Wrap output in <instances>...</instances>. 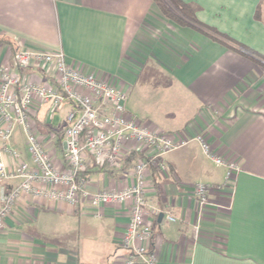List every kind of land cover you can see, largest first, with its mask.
Masks as SVG:
<instances>
[{"label": "crops", "instance_id": "0c3cea01", "mask_svg": "<svg viewBox=\"0 0 264 264\" xmlns=\"http://www.w3.org/2000/svg\"><path fill=\"white\" fill-rule=\"evenodd\" d=\"M179 1L199 23L239 46L176 22L154 0H0V65L12 63L14 44L60 50L69 65L125 90V109L140 124L201 135L238 162L232 186L210 190L208 203L199 207L194 185H221L225 168L196 141L164 155L166 171L152 167L146 180L147 204L163 213L161 221L150 217L147 244L158 264H264V19L257 17L262 0ZM14 71L42 82L51 74ZM70 107L57 110L64 116L57 126L46 105L31 118L59 170L67 165L57 134ZM9 145L31 165L19 127ZM134 147L120 170L88 158L87 188L128 184L132 163L145 153ZM1 159L15 164L6 153ZM15 183L0 179V194ZM128 221L127 202L93 209L23 195L0 227V264H122L127 252L120 240Z\"/></svg>", "mask_w": 264, "mask_h": 264}, {"label": "built area", "instance_id": "2783aa9c", "mask_svg": "<svg viewBox=\"0 0 264 264\" xmlns=\"http://www.w3.org/2000/svg\"><path fill=\"white\" fill-rule=\"evenodd\" d=\"M14 67L51 74L47 81H32L16 73ZM126 97L125 90L113 82L69 65L60 50L15 49L12 63L0 65V179L17 180L8 191H1L0 227L15 201L23 195L65 201L74 207L88 204L93 209L127 202L129 221L120 240V246L127 253L122 264H158L155 252L147 244L152 237L149 219L159 214L156 207L146 202L150 168L166 171L164 155L196 141L206 157L225 168L221 185H194L193 197L201 207L208 203L210 190L221 191L232 186L240 166L213 150L201 135L153 131L140 124L127 113ZM65 103L71 107L65 115L66 124L60 138L67 166L59 170L32 127L31 118L44 105L51 118ZM16 127L23 132L31 165L9 145ZM134 145L143 147L145 153L132 163L128 184L120 189L90 191L87 188L84 171L88 158L99 167L106 165L120 170L127 152L138 149ZM2 153L15 161L14 166H6L1 159ZM167 219L174 220L172 216Z\"/></svg>", "mask_w": 264, "mask_h": 264}, {"label": "trees", "instance_id": "16d2710c", "mask_svg": "<svg viewBox=\"0 0 264 264\" xmlns=\"http://www.w3.org/2000/svg\"><path fill=\"white\" fill-rule=\"evenodd\" d=\"M154 2L160 8V10H162V12L164 14H166L168 17L172 18L176 22L181 23V24L191 23V24L195 25L196 28H198L202 32H206V30L208 32H211L213 38L218 39V40L223 39L224 41L223 40L222 41L224 44H228V45L234 44L236 46H239L234 40H232L227 35L222 34V33L218 32V31H216L210 27H207V26L199 23L195 19V16L193 15V11L188 4L182 3L179 0H168V3L172 4L175 7V9L172 10L171 7H168L167 0H154ZM240 48H242V50L249 51L248 49H246L242 46ZM13 49H14L13 50V52H14L16 49L15 44H14ZM249 52H250V54L255 55L257 57L260 56L259 54L255 53L253 51H249ZM259 58L264 60V58H262V57H259ZM57 135L60 138L61 131Z\"/></svg>", "mask_w": 264, "mask_h": 264}, {"label": "rangeland", "instance_id": "374dc122", "mask_svg": "<svg viewBox=\"0 0 264 264\" xmlns=\"http://www.w3.org/2000/svg\"><path fill=\"white\" fill-rule=\"evenodd\" d=\"M167 4H168V7L172 8V10L175 9V7L172 4L168 3V0H167ZM257 17H263V19H264V0L261 1V5H260V7L258 9ZM63 105H61V107ZM59 109H61V108H59ZM51 119H53V123L55 124V126H57L59 120H61L63 122L64 116L62 114H59L58 111H55V112L52 113Z\"/></svg>", "mask_w": 264, "mask_h": 264}, {"label": "water", "instance_id": "95a60500", "mask_svg": "<svg viewBox=\"0 0 264 264\" xmlns=\"http://www.w3.org/2000/svg\"><path fill=\"white\" fill-rule=\"evenodd\" d=\"M162 217H163V213H159L158 216H157V220L161 221Z\"/></svg>", "mask_w": 264, "mask_h": 264}]
</instances>
